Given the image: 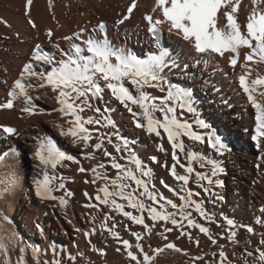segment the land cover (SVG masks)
<instances>
[{"label": "bare ground", "instance_id": "6f19581e", "mask_svg": "<svg viewBox=\"0 0 264 264\" xmlns=\"http://www.w3.org/2000/svg\"><path fill=\"white\" fill-rule=\"evenodd\" d=\"M135 2L136 7L129 19L120 24L119 21L128 15L133 0H32L30 7L27 0H0V104L9 99L8 92L25 65L31 63L38 72L50 67L32 60L37 44L56 60L67 58L64 53H71L73 42L83 47L82 42L89 37L102 39L105 35L114 46L140 58L158 55L161 49H166L168 63L174 61L178 67L165 68L162 75L170 83L192 90L200 118L210 125L209 129L196 128L204 135V142L184 138L186 150L207 158L210 146L206 141L215 125L223 131L226 139L223 140L226 148L215 158L220 170L213 179V193L206 192L205 181H197L195 174L187 185H183L193 192L192 199L202 205L208 217L204 218L199 212L189 209L192 219L198 225L207 227L209 233L200 232L198 227H189L187 221L177 227L170 222L151 221L145 214V221L151 227L149 231L111 207H86L90 201L85 193L94 197L104 181L91 183L93 173L80 172L79 168L91 169L103 163L105 168L98 171L113 178L116 170L111 167V158L103 151L74 145L69 137L60 135V126L67 127V118L56 110L60 107L56 94L50 87L37 86L30 90V95L33 93V97L40 102L34 103V114L22 110L27 106L22 98L14 101L13 110L0 109V126L16 129L15 134H8L0 128V241L4 243V248L0 249V264H136L127 256L129 249L124 246L123 240L133 245L131 251L141 259L142 254L135 245L142 244L145 252L154 257L151 264H220L221 251L226 256L224 264H257L255 250L264 249V245L260 244V240L264 239V137L253 139L256 136V110L243 91L240 77L245 76L250 82L258 75L264 76V63L246 61L248 49L240 50L235 66L230 63L231 54L227 52L223 56L198 53L176 30L169 31L167 23L160 25L164 31V42L160 45L149 35L145 19L148 14H152L154 19H163L159 9L152 12L155 0ZM253 7L252 0H241L237 21L242 28ZM255 7L264 11V3ZM224 11L221 9L218 13V27L226 24ZM30 20L35 27L29 23ZM101 23L107 24L105 34L98 27ZM49 30L51 37L48 36ZM77 33L79 39H76ZM65 37H73V40ZM32 83L39 85L40 80L33 78ZM260 90L264 89L258 86ZM148 91L153 96L165 95L159 89ZM89 102L93 107H85L81 113L84 118H99L100 114L94 109L99 107L103 112L108 108L110 112L107 115L116 125L115 129L104 127L103 121L101 125H86L93 130V137L111 135L116 131L126 138L145 167L152 170L151 176L144 178L148 180L150 189L155 185L153 190L156 193L181 204L182 201L164 186L166 184L180 191L182 182L171 175L175 161L163 130L161 139L136 127L132 114L107 90L103 99H91ZM133 111L138 109L133 106ZM239 114L241 117H238ZM177 115L184 120L193 119L192 114L187 112L181 115L178 110ZM44 137L54 139L58 147L67 153L70 149L76 150L80 163L64 161L56 169H45L35 157L40 139ZM112 140L113 143L109 144L105 139L104 148L120 163H126L120 159L126 153L116 151L121 142L115 136ZM92 142L95 143L96 139ZM90 150L95 152L94 159L85 158V153ZM179 155L181 164H187L185 154ZM152 157L156 158L155 161ZM256 163H259L257 168ZM31 165L33 170L29 176ZM192 166L196 172L204 174L210 170L200 167L199 161ZM45 171L49 176L57 177L51 181L52 194L63 196L67 201L65 205L60 204L58 199H44L36 194L35 182L43 179ZM176 172L184 175L185 169L177 164ZM61 182L65 185L64 189L59 188ZM69 191L71 196L67 195ZM146 203L151 204V201ZM127 210L133 211L134 215L139 214L136 210ZM168 210L173 211L170 207ZM225 217L234 220L236 227L231 231L236 233L235 237L228 230ZM257 220L261 222L257 223ZM246 226H251L253 232H248ZM106 228L112 231H106ZM169 228L172 231H166ZM113 232L119 236H114ZM133 233H140L142 240L137 241ZM169 242L180 250L165 249L162 253H154V249L162 248ZM21 248L25 249L23 253ZM33 249H39V252L34 255ZM247 252L254 255L249 257Z\"/></svg>", "mask_w": 264, "mask_h": 264}, {"label": "snow or ice", "instance_id": "6c2138e0", "mask_svg": "<svg viewBox=\"0 0 264 264\" xmlns=\"http://www.w3.org/2000/svg\"><path fill=\"white\" fill-rule=\"evenodd\" d=\"M240 2L241 0H155L152 12L155 13L159 9L163 19L159 17L154 19L152 14L146 15L145 19L148 22L149 31L154 37L159 36V26L167 23L169 31L176 30L178 34L182 35L183 39L192 44L198 53H216L223 56L227 52L231 54L230 63L235 66L240 50L248 49L249 51L245 56L246 61L264 63V11L255 7L259 3H264V0H252L254 7L243 28L237 21ZM31 4L32 0H27L29 7ZM135 7L136 2L133 0L128 8V15L119 21L120 24H123L124 20L130 17ZM221 9H225L223 12L226 18L224 27L217 26L218 13ZM29 23L33 27L36 26L31 20ZM98 27L101 32L105 31L106 26L103 23ZM48 36H52L51 30L48 31ZM79 38L80 35L77 33L76 39ZM65 39L72 41L73 37H65ZM82 43L83 47L81 44L73 42L71 53H64L67 58L60 60L44 53L41 46L37 44L32 60L50 67L38 72L31 63L25 65L20 77L14 81L8 92L9 99L6 103L0 104V109H11L14 106V101L22 98L27 105L22 110L34 114V98L30 95V90L37 86L40 88L50 87L51 91L56 94V100L60 105L56 110L67 118V127L60 126V135L69 137L74 145L79 144L85 149L103 151L105 156L111 158V167L116 170V176L113 178L105 172L98 171L105 168L103 163L97 164L91 169H85L82 166L79 168L80 172L91 171L93 173L94 179L91 183H96L97 180L104 181L103 186L98 187L94 197L85 193L90 201L86 207H96L98 209L102 205L111 207L114 211H119L124 217L136 224L148 228L149 231H151V227L145 221V214L151 221L170 222L177 227L182 226V223L187 221L189 226L198 227L200 232L208 234L209 229L203 225H198L192 219V211L189 210L194 209L206 217L202 205L192 199L193 192L184 188L183 185L189 183L193 174H195L197 181H207L209 185L213 183L210 176L202 172H196V169L192 166L199 161L200 167H204L206 158L195 151H187L184 142V138L194 142H204V135L200 134L196 128L209 129L210 125L200 118L195 107L196 101L192 90L179 84L170 83L162 75L165 68H175L178 65L174 61L171 64L168 63V51L166 49H161L158 55L140 58L124 48L114 46L106 35L102 39L89 37ZM33 78L40 80L39 85L32 83ZM240 84L256 110V136L253 139L264 137V90L258 91V86L264 89V76L258 75L250 82L246 80L245 76H241ZM148 89H159L165 95L153 96ZM106 90L132 114L136 127L143 128L148 134H155L156 137L161 139L163 138L161 130H163V134L166 135L173 150L172 156L175 161L170 170L171 175L177 181L182 182L180 191L166 184L164 186L169 188L182 201L181 204L178 205L173 200L156 193L153 190L155 185H152L150 189L148 180L144 178L150 177L152 170L145 167L143 161L136 151L130 147L126 138L121 137L116 131H113L111 135L94 138L92 135L93 130L86 127V125L92 124L101 125L103 121L104 127L115 129V122L110 115H107L110 112L108 108H105L103 112L99 107L94 109L96 113L100 114L99 118L92 116L84 118L81 115L85 107H93L89 101L91 99H103V93ZM133 106L138 111H133ZM178 110L181 115L184 112L192 114L193 119L191 121L181 119L177 115ZM156 113L160 115L157 116ZM0 128L8 134L16 133V129L10 126H0ZM98 130L96 129V131ZM113 136L121 142L120 145L116 146V151L126 153L120 158L126 161L124 164L120 163L117 157L112 156V153L104 148V140L107 139V142L111 144L113 143ZM94 139H96L95 143L92 142ZM208 142L217 151L226 148L221 137L214 129L208 134ZM257 146L259 147V143ZM160 149L163 151L162 144ZM179 153L185 154V158L188 160L187 164H181ZM35 157L45 169H56L64 161L80 163L75 156L61 150L51 137L40 139ZM85 158L94 159L95 152L87 151ZM152 159L155 161L156 158L152 157ZM206 162L212 165V175L220 170L215 161L207 160ZM177 164L185 169L184 175L177 174ZM53 179H57V177L49 176L45 171L43 179L35 182L36 194L44 199H58L60 204L65 205L67 201L63 196L56 197L52 194L50 185ZM216 183L220 182L216 181ZM133 184L135 187H133ZM64 187V183L61 182L59 188L64 189ZM67 195L71 196L72 193L69 191ZM91 201H95V203H91ZM120 201H124L126 204ZM146 201H151V204L146 203ZM126 207L136 210L139 214L134 215L133 211L125 210ZM169 207L173 211H169ZM225 220L228 230L235 237L236 233L231 231L236 227L234 220L227 217H225ZM260 222V220H257V223ZM105 224H107V219H105ZM241 227L245 226L242 225ZM246 227L248 232H253L251 226ZM106 231H112V229L106 228ZM166 231H172V229L169 228ZM113 235L119 236L115 232H113ZM133 235L137 241L143 238L140 233H133ZM164 239L167 240V237L165 236ZM122 243L129 249L127 256L136 264H151L154 257L145 252L142 244L137 243L135 245L142 254L141 259L131 251L133 245L128 240H123ZM197 243L199 242L197 241ZM260 244L264 245V239L260 240ZM3 248L4 243L0 241V249ZM165 249L180 250L176 248L174 243L169 242L162 248L154 249V253H162ZM20 251L23 253L25 249L21 248ZM53 251L55 252V249ZM38 252L39 249H33L34 255ZM255 252L258 254L257 264H264V249L257 248ZM253 255V252H247V256L251 257ZM220 257V264H224L226 256L223 251L220 252ZM69 258L72 259L70 254ZM21 260H23V257H21Z\"/></svg>", "mask_w": 264, "mask_h": 264}, {"label": "rangeland", "instance_id": "374dc122", "mask_svg": "<svg viewBox=\"0 0 264 264\" xmlns=\"http://www.w3.org/2000/svg\"><path fill=\"white\" fill-rule=\"evenodd\" d=\"M129 19V18H128ZM32 95V97L34 96V94L32 93L31 94ZM34 98V100H33V103H37V104H39L40 102L37 100V99H35V97H33ZM10 110H13V108H11ZM238 117H241V114H239L238 115ZM214 130L216 131V133L221 137V140H222V142L224 143V141L226 140L225 139V137H224V133H223V131L222 130H220V128L218 127V126H216L215 125V128H214ZM224 140V141H223ZM208 144H209V146H210V153H209V155H208V157L206 158V161L207 160H213V161H215L216 162V155H218V153L220 152V151H223L224 149H222V150H220V151H217V149H215V148H213V147H211V144L208 142V140L206 141ZM214 149V150H213ZM68 154H71V155H73V156H75L76 157V150H74V149H70V152L68 153ZM205 161V166L204 167H202V168H208V169H210L209 170V173L208 174H206V175H208V176H210V178L212 179V181H213V179H214V176L216 175H212V171H213V168H211L212 166L211 165H209V164H207V162ZM257 164H259V163H256L255 164V167L257 168ZM212 169V170H211ZM29 170H30V173H29V176H31V172H32V165H31V167H29ZM218 172V171H217ZM216 172V173H217ZM214 182V181H213ZM212 185L213 184H211V185H209L208 183H207V181H205V189H208L206 192L208 193V194H212L213 193V187H212ZM52 192H54V191H52ZM128 208L126 207V209L125 210H127ZM204 218H205V216H203ZM189 227H191V226H189Z\"/></svg>", "mask_w": 264, "mask_h": 264}]
</instances>
